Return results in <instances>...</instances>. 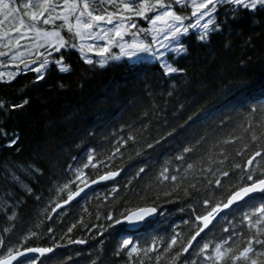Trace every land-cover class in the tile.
<instances>
[{"label": "trees", "instance_id": "trees-1", "mask_svg": "<svg viewBox=\"0 0 264 264\" xmlns=\"http://www.w3.org/2000/svg\"><path fill=\"white\" fill-rule=\"evenodd\" d=\"M228 7L214 15L221 31L210 28L204 41L193 31L183 37L187 51L169 56L182 71L172 75L146 60L89 65L71 47L75 36L62 30L69 46L52 58L63 56L70 71L49 64L42 80L34 71L0 78V256L9 248L61 246L32 264H212L206 257L216 245L238 253L251 241L249 256L264 261L255 255L264 252L256 243L264 241V225L257 232L245 219L259 200L233 208L183 251L201 228L197 216L223 206L250 183L249 173H264V9H238L232 20ZM118 171L115 183L52 214L85 182ZM145 207L159 217L140 231L113 227ZM125 239L132 241L127 248ZM132 248L138 252L129 255Z\"/></svg>", "mask_w": 264, "mask_h": 264}, {"label": "snow or ice", "instance_id": "snow-or-ice-1", "mask_svg": "<svg viewBox=\"0 0 264 264\" xmlns=\"http://www.w3.org/2000/svg\"><path fill=\"white\" fill-rule=\"evenodd\" d=\"M15 0H0V40L5 37L8 38V47L11 48L13 41L11 39V32H16L20 34V38H24L28 33H34L35 43L33 47L37 49L35 55L41 57L39 60V66L32 68L31 70L36 72L37 79H44L43 72L47 70L49 64H55L58 66L59 71L68 72L70 71V66L64 64L63 56H60L59 59L52 58V51L60 52L61 49L68 47V42L65 40L64 36L61 35V31L56 30L53 27V30H46L39 27L40 23L44 25H53L56 20L63 21L61 28L66 26L68 33L73 34L75 37L79 38L80 41L86 39L101 40L105 41L102 47H96L93 45H85L81 43L79 45V51L83 55L85 50L87 52H94L96 56L101 57L99 60V66L104 67L109 59L111 60H120L122 57H127L128 60L136 63L139 61L140 54H149L156 56L157 53L153 51V46L156 43H159L160 46L167 47L164 44V41L158 40L159 35L164 36L166 41H179L178 46L174 49L177 53H185L187 51L185 45L183 44L181 37L188 34L190 29L201 28L202 32L198 36L200 41H204L209 37V29L211 26V31L218 32L222 30V24L218 20L214 19V15L218 11V6H229L227 12L230 13V17L226 15V18H231L235 20L239 15L238 9L247 10L250 12H256L259 9H264V0H191V16L196 17L195 23L185 24L184 21L186 17L177 14L176 11H173L171 7L165 4L164 0H140L139 3H136V0H119L117 5L119 11L111 12L106 14H94V10L90 6V0H64V5L62 11L57 13V5L52 3V0H26L23 2L22 6L25 10L22 14L19 7L12 6ZM101 4L105 3V0H99ZM108 3L117 4V0H107ZM176 4H181V0H175ZM185 6H187L185 4ZM78 13V15H77ZM128 13V15H124ZM148 13H157L153 16H148ZM47 14V16H46ZM75 16V24L73 25L70 21V17ZM27 17V20L24 19ZM133 17H146L150 20L151 28L150 29H141V31L148 32L152 35V43H145L144 41H139L135 39L138 33H132L133 39L130 43L123 42L125 35L129 32L130 28H136V24L131 22ZM208 17L206 23L201 24V21ZM114 19H118L119 23L111 30L100 29V31H95V29L100 27L101 22H106L107 24H112ZM15 20L17 21L14 25H10L9 29L4 28L5 21ZM131 22V23H129ZM74 30V31H73ZM115 45L120 50V55L111 56V47ZM15 46L19 47V39L15 41ZM71 47H76L75 44H72ZM47 48L51 51H48V54L45 55L43 52H40L39 49ZM31 55V50H29ZM6 53L0 52V56H4ZM85 62L89 65L93 64L92 59L83 57ZM13 60L21 59V62L24 63L22 59V54H18L12 57ZM31 63H36L35 60ZM25 67H28V63H25ZM166 69V74L176 73L182 71L176 67H173L169 64L163 65ZM5 74L0 73V78ZM9 78H14L12 73L8 74ZM26 104L27 101L25 100ZM23 105H13V107H22ZM253 112L256 111V108L252 109ZM6 134V133H5ZM253 140L256 139V136L253 135ZM15 143V140L12 141ZM185 152L190 151V149H184ZM261 153L257 151L255 155L247 161V164L251 166L255 160L256 156H260ZM182 159L183 157H179ZM87 167V165H85ZM191 167V165H189ZM240 167V165H236ZM143 169H141V172ZM167 171V170H165ZM118 173L109 172L107 175L101 176V180H106L114 177ZM82 175V174H81ZM164 179H169L168 176L161 173ZM229 173L227 171L223 172V176L227 177ZM80 179V176L77 177ZM171 179L175 181L177 177L172 176ZM248 180L250 183L241 186L237 191L233 192L227 203L223 204V208H228L232 204L245 201L246 203L255 201H260V206L254 208V211L249 214H245V219L248 220L250 227H256L257 232L261 231L260 225H264V173H261L260 177H254L252 173H249ZM95 183V181H93ZM216 184H220V180H216ZM67 187V185H65ZM193 187H195L193 185ZM82 191V189H81ZM73 195H79V192L70 194L69 200L73 198ZM208 204V201H205V205ZM221 205L217 204L204 216H197L198 221L203 222V227H201L195 235H193L188 241V246H191L192 242L200 236L201 232L209 226L213 219H215V214H218L222 210ZM157 208L155 207H146L138 208L134 211H129L124 216V221L119 219L116 220L117 224L122 222H127L130 225L139 224L145 222L148 217L157 213ZM255 216V222L252 221V217ZM111 219V217H109ZM7 231V229H5ZM4 241L0 239V247L4 246ZM132 243L131 240L125 239L123 241V246L127 248ZM177 243L176 237H173L171 244L175 245ZM227 243V241L225 242ZM256 243L264 245V241L257 240ZM209 245L205 243L201 251L207 250ZM154 250V249H153ZM53 250L51 248H28L27 253H39L43 256L45 253H50ZM183 251L187 252L188 247H184ZM26 252L16 251L13 248L7 250V254L0 256V264H32L35 257L27 256ZM138 252L137 248H132L129 255L132 253ZM147 252V250H145ZM249 253H253V248L251 246V241H249V246L244 248L243 251L238 253L234 251L233 248H224L223 245H216L214 249V255L206 257L212 264H228L229 261L232 264H235L236 261H243L244 264H264V261H258L249 256ZM256 256H264V252L255 253ZM157 259H159L157 257Z\"/></svg>", "mask_w": 264, "mask_h": 264}, {"label": "rangeland", "instance_id": "rangeland-1", "mask_svg": "<svg viewBox=\"0 0 264 264\" xmlns=\"http://www.w3.org/2000/svg\"><path fill=\"white\" fill-rule=\"evenodd\" d=\"M23 2H26V0H23ZM70 2H71V0H70ZM139 2H140V0H136V3H139ZM153 2H154V0H153ZM164 2H165V0H164ZM52 3L57 5V9H56L57 13L62 11V8L64 5V0H52ZM118 4H119V0H117V4L108 3L107 0H105V3H103V4H101L99 2V0H90V6L94 10V14H106V13H111V12H117V11H119V9L117 7ZM165 4H166V2H165ZM185 4L187 6H185ZM12 6L19 7L21 14L25 11L23 9V6H22V0H15L14 4ZM177 6L179 8H184L188 11V15H182V16L186 17V19L184 21L185 24L195 23L196 17L191 16V0H181V4H177ZM154 14H157V13H148L147 15L150 17V16H153ZM177 14H179V13H177ZM77 15H78V13H77ZM124 15H128V13H124ZM46 16H47V14H46ZM0 19H2V17H0ZM24 19L27 20V17H24ZM207 20H208V17H205V19L201 21V24L206 23ZM70 21L74 25L75 24V16H71ZM16 22L17 21H15V20L5 21L4 28L7 30V29H9L10 25H14ZM131 22H134L136 24V28H130L129 29V32L125 35L123 42L130 43L133 39L132 33L135 32V33H138V35L135 37V39H137L139 41H144L145 43H152V35L148 32L141 31V29H150L152 27L150 20L146 17H133V20ZM131 22H129V23H131ZM62 23H63V21L56 20L54 26L53 25H44L43 23H40L39 27L42 29L49 30V31L53 30V27H55L56 30L61 31V35L63 36L62 30L67 31V28H66V26L64 28H61ZM117 23H119L118 19H114L112 24H107L106 22H101L100 27L95 29V31L98 32V31H100V29L111 30L115 27V25ZM210 28H211V26H210ZM192 31L196 32L200 35L202 32V29L201 28L190 29L188 34ZM209 32H210V29H209ZM188 34H186V35H188ZM10 35H11V39L13 41L11 48L7 46L8 45V38L7 37L0 40V52L6 53V55L0 56V73L5 74L2 77L5 80H10V78L8 76L9 73H12L13 77H15V75L19 74L21 71H32L31 70L32 68L39 66V60L41 59V57H38L35 55L37 49H35L33 47V44L35 43V40H34L35 34L34 33H28L22 39L20 38L19 33L11 32ZM186 35H183L181 37V40ZM17 39H19V47L18 48L15 46V41ZM157 39L164 41V44H166L167 47L162 48L159 43H156L153 46V51H155L157 53V55L152 56L149 54H140L139 61L146 60L149 62H158L162 66L165 64L170 65L169 56H171V55L178 56L181 54V53H177L174 51V49L178 46L179 41H166V40H164V36L162 34L159 35L157 37ZM75 41H76L75 42L76 47H73V48L75 50H77L80 54H81V52L79 51V45L81 43H84L85 45H93L94 44L96 47H102L105 43V41L93 40V39H86L84 41H80L79 38H77V37H75ZM29 50H31V53H32L31 55L29 54ZM39 51L43 52L45 55H47L48 51H51V50H49L47 48H41V49H39ZM56 53H58V52L52 51V56ZM18 54H22V59H23L24 63L21 62V59H16V60L12 59L13 56L18 55ZM110 55L111 56L120 55L119 48L116 47L115 45H113L111 47ZM81 56L82 57L87 56V58L92 59V60H97V61H99L101 59V57L96 56L94 52H87V50H85V53L83 55L81 54ZM121 59H128V58L122 57ZM33 60H35L36 63H31V61H33ZM109 60H111V59H109ZM115 61H118V60H115ZM25 63H28V67L24 66ZM165 71H166V69H165ZM172 74H168V75H172ZM11 79H13V78H11Z\"/></svg>", "mask_w": 264, "mask_h": 264}, {"label": "water", "instance_id": "water-1", "mask_svg": "<svg viewBox=\"0 0 264 264\" xmlns=\"http://www.w3.org/2000/svg\"><path fill=\"white\" fill-rule=\"evenodd\" d=\"M259 157L260 156H256L255 160L258 159ZM251 166H249L247 164V169H249ZM114 173H118V174L115 175L114 177L110 178V179L101 180L100 177H98L95 180H93V181H95V183H93V181H91V182L85 184L83 187L79 188L78 190H76L74 192V193L79 192V195H73V198L71 200H69V197H68L65 201H63L60 204H58L57 206H55V208L52 211V214L56 215L59 212L68 209L72 204L84 199L85 197L90 195L93 191H95L99 187H105L107 185L115 183L120 178V176L122 174V171H118V172H114ZM107 174H104V175H107ZM104 175H102V176H104ZM81 189H82V191H81ZM226 203H227V201H226ZM243 203H245V201L242 200V201H239V202H236V203L232 204L228 208H223L221 206L222 210L218 214H215V219H213L212 222L209 224V226L207 228H205L203 232H201L200 236H198L197 239L192 242L191 246H187L188 247V251L187 252L184 251V255H187V254L190 253V251L192 250L193 246L196 244L198 238L201 237L203 234H205L207 231H209V229L216 222H218L223 216L227 215L233 208H235V207H237V206H239V205H241ZM158 216H159V212L157 211L156 214L148 217L145 222H142V223H139V224H135V225H130L127 222H122L120 224H117L115 222L113 227L124 226L125 230L127 232L136 233V232L140 231L148 222L156 220ZM121 221H124V218H122ZM199 224H200L201 227H203V222L202 221H199ZM78 243L79 242H76V243H73L71 245L73 246V245H76ZM34 248H41V247H34ZM61 248H62L61 246L51 248L53 251L50 252V253H45L43 256H41L38 252L37 253H27L26 252L27 249L19 250V251L26 252L27 256H29V257H35V259H39V258L49 257V256L53 255L56 251L60 250ZM13 264H15V261L13 262Z\"/></svg>", "mask_w": 264, "mask_h": 264}, {"label": "bare ground", "instance_id": "bare-ground-1", "mask_svg": "<svg viewBox=\"0 0 264 264\" xmlns=\"http://www.w3.org/2000/svg\"><path fill=\"white\" fill-rule=\"evenodd\" d=\"M256 160H257V159H256ZM256 160H255V161H256ZM255 161H254V163H255ZM254 163H253V164H254ZM253 164H252V166H253ZM252 166H251V167H252ZM251 167H250V168H251ZM246 168H247V167H246ZM250 168H249V169H250ZM249 169H247V170H249ZM106 174H107V173H106ZM100 177H101V176H100ZM94 180H95V179H94ZM91 181H93V180H91ZM91 181H89V182H91ZM89 182H85L84 184H82L81 186H79V188L83 187L85 184H87V183H89ZM79 188H78V189H79ZM99 188H102V187H99ZM99 188H97V189H96L95 191H93L90 195H88L87 197H85L84 199H82V200H80V201H83V200H85L86 198L90 197V196H91L92 194H94ZM78 189H76V190H78ZM76 190H75V191H76ZM75 191H74V192H75ZM74 192H73V193H74ZM73 193H71V194H73ZM68 197H69V195L66 197V199H67ZM66 199H65V200H66ZM65 200H64V201H65ZM80 201H78V202H80ZM62 202H63V201H62ZM78 202H76V203H78ZM60 203H61V202H59L58 204H60ZM58 204H57V205H58ZM74 204H75V203H74ZM57 205H56V206H57ZM72 205H73V204H72ZM54 208H55V206H54ZM145 208H146V207H145ZM66 210H67V209H66ZM63 211H64V210H63ZM158 212H159V211H158ZM158 217H159V216H158ZM158 217H157V218H158Z\"/></svg>", "mask_w": 264, "mask_h": 264}]
</instances>
